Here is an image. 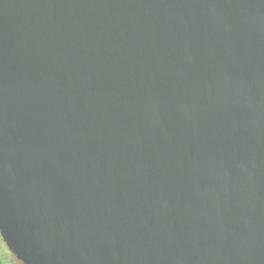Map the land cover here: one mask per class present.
Returning <instances> with one entry per match:
<instances>
[{
	"label": "water",
	"instance_id": "95a60500",
	"mask_svg": "<svg viewBox=\"0 0 264 264\" xmlns=\"http://www.w3.org/2000/svg\"><path fill=\"white\" fill-rule=\"evenodd\" d=\"M0 233L22 264H264V0H0Z\"/></svg>",
	"mask_w": 264,
	"mask_h": 264
},
{
	"label": "flooded vegetation",
	"instance_id": "af4514ba",
	"mask_svg": "<svg viewBox=\"0 0 264 264\" xmlns=\"http://www.w3.org/2000/svg\"><path fill=\"white\" fill-rule=\"evenodd\" d=\"M0 264H22L17 256L10 250L0 233Z\"/></svg>",
	"mask_w": 264,
	"mask_h": 264
}]
</instances>
